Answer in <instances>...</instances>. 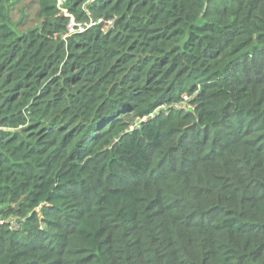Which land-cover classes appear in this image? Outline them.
Wrapping results in <instances>:
<instances>
[{"label": "trees", "instance_id": "trees-1", "mask_svg": "<svg viewBox=\"0 0 264 264\" xmlns=\"http://www.w3.org/2000/svg\"><path fill=\"white\" fill-rule=\"evenodd\" d=\"M16 3L0 264H264V0Z\"/></svg>", "mask_w": 264, "mask_h": 264}, {"label": "rangeland", "instance_id": "rangeland-1", "mask_svg": "<svg viewBox=\"0 0 264 264\" xmlns=\"http://www.w3.org/2000/svg\"><path fill=\"white\" fill-rule=\"evenodd\" d=\"M17 1L16 4H14V20L16 22H19L22 20V18L25 16V20L24 21H30V24H28L27 26H32L33 24L37 23V20L35 18V8L31 7L28 9V4L30 2V0H15ZM186 98V97H184Z\"/></svg>", "mask_w": 264, "mask_h": 264}, {"label": "built area", "instance_id": "built-area-1", "mask_svg": "<svg viewBox=\"0 0 264 264\" xmlns=\"http://www.w3.org/2000/svg\"><path fill=\"white\" fill-rule=\"evenodd\" d=\"M64 1H65V0H59V6H62L63 3H64ZM92 1H94V0H92ZM62 11H63L64 13H66L65 10H62ZM100 23H102V20H99V21L97 22V24H100ZM94 24H95V22L92 21L90 24L87 25V27H90V26H92V25H94ZM72 25H73V22H72ZM112 25H113V22H112V21L104 22L103 30H104V31H107L109 28L112 27ZM184 99H186V98H184ZM16 225H17L16 220H11V222H10V226L13 227V228H15Z\"/></svg>", "mask_w": 264, "mask_h": 264}, {"label": "water", "instance_id": "water-1", "mask_svg": "<svg viewBox=\"0 0 264 264\" xmlns=\"http://www.w3.org/2000/svg\"><path fill=\"white\" fill-rule=\"evenodd\" d=\"M23 200H21L18 204L15 205V210H18L20 205L22 204Z\"/></svg>", "mask_w": 264, "mask_h": 264}]
</instances>
